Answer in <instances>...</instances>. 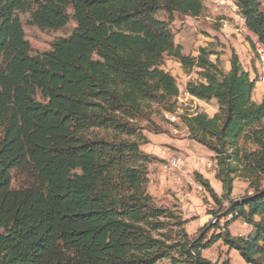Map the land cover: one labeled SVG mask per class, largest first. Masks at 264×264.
I'll return each mask as SVG.
<instances>
[{
    "label": "trees",
    "instance_id": "trees-1",
    "mask_svg": "<svg viewBox=\"0 0 264 264\" xmlns=\"http://www.w3.org/2000/svg\"><path fill=\"white\" fill-rule=\"evenodd\" d=\"M236 3L264 44L261 0ZM204 7L203 0H0V264H231L227 253L203 257L218 241L246 263L264 264V98L252 99L257 76L234 51L224 71L217 52L201 46L190 56L175 42V14L196 18ZM20 14L41 29L69 19L75 26L33 53ZM165 57L194 73L189 95L217 105L212 115L179 114L188 138L212 153L222 189L217 196L196 176L218 207L207 214L219 217L195 236L185 229L192 218L147 191L144 131L152 115L177 109ZM19 174L27 179L14 186ZM236 179L251 194L231 200ZM238 218L251 226L247 234L228 230Z\"/></svg>",
    "mask_w": 264,
    "mask_h": 264
},
{
    "label": "rangeland",
    "instance_id": "rangeland-1",
    "mask_svg": "<svg viewBox=\"0 0 264 264\" xmlns=\"http://www.w3.org/2000/svg\"><path fill=\"white\" fill-rule=\"evenodd\" d=\"M203 2L204 11L199 17L195 18L176 13L174 21L170 25L175 33V42L182 46L183 53L194 56L199 47H207L221 56V67H226V64H229L231 52L234 51L240 64L251 73V77L257 76V81L262 82L260 76L264 74V69L261 68L257 61L260 59L250 47L248 38L251 37L240 31L237 25H232L231 21H224L225 16L221 12L215 13L209 1L203 0ZM261 6L264 7V0H261ZM19 17L22 22L25 39L29 42L33 53L48 50L55 39L67 36L75 26L74 21L69 19L68 23L62 28L41 29L27 23V14H20ZM223 21L224 29L228 30L222 31L220 29V24ZM211 58H214V56H211ZM174 60H172L173 62L167 70L175 78L179 89L176 98V114L179 115L186 111H203L211 114L212 108L210 104H195L192 100L182 95L183 86L190 76L195 78V75L194 73L184 72L181 65H176L179 62ZM174 68L178 69L177 73L174 72ZM151 119L154 122V126L144 131L148 142L141 146V150L152 159L147 166V191L157 205L167 206L176 203L182 212L183 218L190 216L192 219L188 225H185V229L190 236H195L199 230L195 220L201 216L208 215L206 212L208 209L212 211L218 209L207 191L197 181L196 176L200 175L201 178L207 180L217 196L222 193L220 183L214 178L215 162L212 158V153L203 145L188 138L185 126L180 120L170 121L167 119L166 112L164 114L162 112L156 113L152 115ZM173 156H179L182 159L180 168L171 167L170 159ZM25 178L24 174L14 175L12 184L20 186ZM179 187L183 191H178ZM249 191L245 181L236 179L233 182V194L229 198L238 200L244 195H248ZM227 201H224L223 208L227 205ZM212 219L214 217L210 215L208 222L212 221ZM222 221L223 219L220 222ZM246 228L247 225L240 218L228 225V230L233 235H241ZM211 233L212 230L208 232L206 238ZM217 243L219 241L213 244V248L216 249ZM211 252V250H206L207 255ZM218 254L224 253L219 251ZM231 262L232 264H239L235 260H231ZM160 263L170 264L168 260H162Z\"/></svg>",
    "mask_w": 264,
    "mask_h": 264
},
{
    "label": "crops",
    "instance_id": "crops-1",
    "mask_svg": "<svg viewBox=\"0 0 264 264\" xmlns=\"http://www.w3.org/2000/svg\"><path fill=\"white\" fill-rule=\"evenodd\" d=\"M224 30H228V29H224ZM230 30V29H229ZM230 31H232L233 33H235L233 30H230ZM235 34H237V33H235ZM239 35V34H238ZM197 54V52L196 53H194V56ZM220 59H221V56H220ZM172 60H174V59H172L171 57H165L164 58V63H163V65H162V68L165 70V71H168L167 70V68H169L170 67V65H171V63L173 62ZM174 61H176V60H174ZM180 65V63H176V65ZM243 67V66H242ZM222 68H223V70L224 71H227L228 69H229V64H226V67H223L222 66ZM245 70H248L246 67H243ZM174 72L175 73H177L178 72V69L177 68H174ZM251 74V73H250ZM261 77V76H260ZM257 80H258V78H257ZM185 86V85H184ZM183 86V88H182V90H185V87ZM264 98V82H256V84H255V89H254V92H253V94H252V99L254 100V101H256V102H259V101H261L262 99ZM196 103H198V104H210V106H211V108H212V113L211 114H208V115H212L215 111H216V109H217V105H216V102L214 101V100H210V101H207V102H205V101H203V100H197V102ZM180 190H182L181 189V187H179V189H178V191H180ZM184 190H186V189H184ZM183 191V190H182ZM233 193L231 192V194L230 195H232ZM249 194H251V190L249 191V193H248V195ZM240 199V198H239ZM209 217H210V215L208 214V215H205L204 217H199V218H197L196 220H195V222H197L196 224H197V227L198 228H200L201 226H203L204 224H206V223H208V220H209ZM186 219H188L189 220V218H190V216H186L185 217ZM190 223V220L188 221V223L186 224V225H188ZM247 225V224H246ZM251 230V226H249V225H247V228H246V230L243 232V233H241V235H243V234H247L249 231ZM216 249L215 248H213L214 247V245L213 246H211L209 249H205V250H203V252H202V255H203V257H205V258H207V259H209V260H211L212 262H214L216 259H217V257H218V252L219 251H221V252H223L224 254L225 253H227V255H228V257H229V259H230V262H231V260H235L237 263H239L240 264V262H241V264L242 263H244V264H249V263H246L240 256H239V254H238V252L236 251V250H234V249H228L226 246H224L223 244H222V242L221 241H219V243H217L216 244ZM206 250H211L212 252L211 253H208V255H207V253H206ZM217 250V251H216ZM223 254V255H224ZM241 259V260H240ZM240 261V262H239ZM243 261V262H242ZM231 264H232V262H231Z\"/></svg>",
    "mask_w": 264,
    "mask_h": 264
},
{
    "label": "built area",
    "instance_id": "built-area-1",
    "mask_svg": "<svg viewBox=\"0 0 264 264\" xmlns=\"http://www.w3.org/2000/svg\"><path fill=\"white\" fill-rule=\"evenodd\" d=\"M209 1L213 7V11L215 13H218V11H226V18L224 21H231L232 25H237L240 31H243L246 35H249L251 38L248 39H254L258 45L259 50L261 51V59L257 60L260 64L261 68L264 69V44H262L260 41L256 39L255 36L249 33V31L246 28L245 21L242 19V14L240 12V8L238 4L236 3V0H206ZM224 21L220 24V29L222 31L224 30ZM253 36V37H252ZM189 79H193L192 76L189 77ZM260 80L264 82V74L261 76ZM182 95L185 98H188L193 101V103L196 104L197 98L189 95L185 90H181ZM180 100V95H179ZM167 119L170 121H176L179 120V115L176 113H170L167 112ZM172 159V168H180L182 165V159L179 158H171ZM215 219H212L211 222H213Z\"/></svg>",
    "mask_w": 264,
    "mask_h": 264
},
{
    "label": "bare ground",
    "instance_id": "bare-ground-1",
    "mask_svg": "<svg viewBox=\"0 0 264 264\" xmlns=\"http://www.w3.org/2000/svg\"><path fill=\"white\" fill-rule=\"evenodd\" d=\"M218 12H221L222 15L225 16V18H226V11H218ZM242 19H244L243 16H242ZM251 43H252L253 48H254L253 52L256 53V55L259 59H261V51L259 50L256 41L254 39H251ZM172 158H179V156H173ZM170 165L172 167V159H170Z\"/></svg>",
    "mask_w": 264,
    "mask_h": 264
},
{
    "label": "water",
    "instance_id": "water-1",
    "mask_svg": "<svg viewBox=\"0 0 264 264\" xmlns=\"http://www.w3.org/2000/svg\"><path fill=\"white\" fill-rule=\"evenodd\" d=\"M218 216V215H217ZM216 216V218H214V219H217L218 217ZM209 226V225H208ZM205 232V230H203V232L199 235V236H201L203 233Z\"/></svg>",
    "mask_w": 264,
    "mask_h": 264
}]
</instances>
